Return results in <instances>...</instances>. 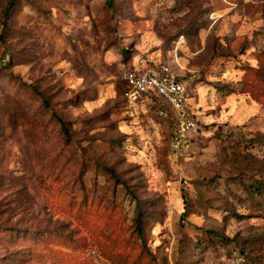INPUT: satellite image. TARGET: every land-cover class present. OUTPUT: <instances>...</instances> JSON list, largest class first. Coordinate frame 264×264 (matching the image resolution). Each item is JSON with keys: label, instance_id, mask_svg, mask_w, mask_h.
<instances>
[{"label": "rangeland", "instance_id": "rangeland-1", "mask_svg": "<svg viewBox=\"0 0 264 264\" xmlns=\"http://www.w3.org/2000/svg\"><path fill=\"white\" fill-rule=\"evenodd\" d=\"M9 1L0 264H264V0ZM163 67L199 127L178 149L124 97Z\"/></svg>", "mask_w": 264, "mask_h": 264}, {"label": "built area", "instance_id": "built-area-1", "mask_svg": "<svg viewBox=\"0 0 264 264\" xmlns=\"http://www.w3.org/2000/svg\"><path fill=\"white\" fill-rule=\"evenodd\" d=\"M122 81L128 86L124 97L130 106L158 107L161 117H167L166 109L174 113L176 125L174 146L176 149L185 144L189 134L196 133L199 127L190 116L191 99L190 80L180 79L168 67L160 71L142 72L126 70L122 74Z\"/></svg>", "mask_w": 264, "mask_h": 264}, {"label": "trees", "instance_id": "trees-1", "mask_svg": "<svg viewBox=\"0 0 264 264\" xmlns=\"http://www.w3.org/2000/svg\"><path fill=\"white\" fill-rule=\"evenodd\" d=\"M13 7H14V2H13V0H10V1L8 2L7 7H6L5 14L7 15V13L10 12V11L13 9ZM186 143H187V142H186ZM186 143H185V145H186ZM185 147H186V146H185ZM137 214L140 215V212L137 211Z\"/></svg>", "mask_w": 264, "mask_h": 264}]
</instances>
